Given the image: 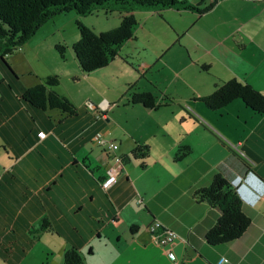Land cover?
I'll use <instances>...</instances> for the list:
<instances>
[{
  "label": "crops",
  "instance_id": "obj_1",
  "mask_svg": "<svg viewBox=\"0 0 264 264\" xmlns=\"http://www.w3.org/2000/svg\"><path fill=\"white\" fill-rule=\"evenodd\" d=\"M224 1L240 10L226 9V30H216L220 37L211 50L226 43V51L240 53L245 65L240 81L264 95V0H211L212 8L202 13L171 8L137 15L181 12L195 18V25ZM204 3L190 2L200 9ZM178 32L176 42L185 40L181 47L189 55L188 65H198L201 56L191 52L198 35ZM123 46L104 68L83 74L75 64L72 70L74 76L105 81L108 88L119 81L120 72L135 84L123 94L61 93L77 106L72 115L25 100L21 80L0 62V264H28L38 244L45 249L40 264H64L69 248L78 249L85 264H264V113L241 98L213 110L199 99L207 96L202 94L194 112L173 108L176 98L162 93L157 81L146 80L156 64L141 69V62L124 56ZM201 69L211 72L207 64ZM144 83L138 92H151L157 106L125 101L121 107L119 101ZM41 132L45 137L40 138ZM96 134L115 141V148L97 144ZM145 146L144 158L134 155ZM115 156L122 157L123 167L117 182L105 190L101 182ZM217 174L237 190L251 223L240 238L211 245L206 234L221 210L194 193ZM43 218L50 227L41 231ZM156 220L176 232L170 246L161 245L150 230ZM222 257L227 260L221 263Z\"/></svg>",
  "mask_w": 264,
  "mask_h": 264
},
{
  "label": "rangeland",
  "instance_id": "obj_2",
  "mask_svg": "<svg viewBox=\"0 0 264 264\" xmlns=\"http://www.w3.org/2000/svg\"><path fill=\"white\" fill-rule=\"evenodd\" d=\"M188 1L197 4V2L203 0ZM204 1L206 6L204 4L199 5L202 8L208 7L211 0ZM222 6V8L205 13L203 19H200L195 25H193L195 18L181 12L163 11L161 14L154 16H145V13L135 15L137 23L132 27L134 40L130 39L124 43V56L128 54L132 57L128 58L130 61L141 62L140 68L144 70L148 69L151 63L156 64L153 66L152 72L147 73L146 80L151 78L157 81L160 84L162 93L164 91L167 95L176 98L173 108L176 106L191 109L190 112H194L196 109L193 105L195 103L202 104L196 101L200 94H211L215 90L214 86L218 83L217 86L220 87L224 82L234 79L238 75H240L238 81L243 77L245 65L239 61L240 53L231 54L226 51V43L223 47L211 50L215 40L220 37V35L218 37L215 35L216 30H226V21H223V17L226 18V9L230 7L228 12L240 10L237 5L234 7L229 4V7H227L226 1L223 2ZM120 15L118 11H111L106 14L103 9L85 17L78 16L74 12L58 15L45 24L46 26L38 31L21 49L8 56V62L19 74L21 83L25 87L41 83L49 75H56L59 78V84L54 90L62 94H89L91 91L94 94H97L98 91L107 94L122 93L124 89L135 84V79L129 80L130 76L125 77L120 72L118 74L120 76L119 81L112 82L111 88H108V84L100 79L91 76L89 78L88 75L74 76L75 73L72 67L75 66L76 61L71 48L72 44L80 37L78 23L94 29L96 33H100L118 27L120 25ZM177 29H180V31L185 29L188 36L191 34L198 35V41L191 45L192 48L190 47L195 58L201 56L197 58L200 59L198 65L191 64L192 67L188 65L187 57L189 55H185L187 52L184 51V47H181L185 40L181 39L184 41H182V44L176 42L178 38L176 35L179 31ZM45 30L50 32L46 33ZM230 41L238 51L232 39ZM61 47L64 48V51L61 50ZM167 47L170 48L167 52L168 55L163 58V50ZM180 48L183 51L178 55L176 50ZM234 48L230 47V49ZM206 50L212 52H205ZM117 60H120V58ZM204 63L208 65L211 72H205L201 69L202 65H205ZM103 72L102 69V72L99 73L103 75ZM135 74L138 73L135 72ZM172 74H175V76L172 77ZM219 78L224 82L220 81ZM139 86L140 88H138ZM143 87H146L145 83L144 86L138 84L133 91L138 92V89H145ZM132 98L133 94H128L124 101L118 100L120 106H124L125 101L126 103L128 101L132 102ZM202 121L207 122L203 119ZM199 122H201L200 119ZM44 251L45 249L41 244H38V247L29 256L28 264H40L43 260L45 261ZM56 261H61V259L59 258Z\"/></svg>",
  "mask_w": 264,
  "mask_h": 264
},
{
  "label": "trees",
  "instance_id": "obj_3",
  "mask_svg": "<svg viewBox=\"0 0 264 264\" xmlns=\"http://www.w3.org/2000/svg\"><path fill=\"white\" fill-rule=\"evenodd\" d=\"M213 5L200 9L185 0H0V62L19 80L20 76L8 62V56L21 49L50 20L71 12L85 17L100 9L106 14L118 11L121 14L120 25L108 31L96 33L94 29L81 23L77 25L80 37L71 46L75 64L83 74H90L106 67L120 54L124 43L134 38L132 27L137 23V13L160 12L171 8L202 13ZM61 50L64 51V48L61 47ZM58 84L59 78L49 75L39 84L24 86L21 94L38 108L51 107L68 115L76 114L77 106L65 95L54 90ZM236 98H241L254 111L264 113V95L237 79L225 82L213 93L199 99L210 109L217 110ZM132 102L146 107L157 106L151 92L133 93ZM134 155L144 158L147 155L146 146L136 148ZM194 196L197 200L206 201L221 210L217 222L206 234L211 245L236 240L249 227L251 218L243 211L241 196L221 174L215 175L209 186L196 190ZM48 222L43 218L41 231L49 229ZM64 264H85V260L78 249L69 248L64 254Z\"/></svg>",
  "mask_w": 264,
  "mask_h": 264
},
{
  "label": "built area",
  "instance_id": "obj_4",
  "mask_svg": "<svg viewBox=\"0 0 264 264\" xmlns=\"http://www.w3.org/2000/svg\"><path fill=\"white\" fill-rule=\"evenodd\" d=\"M45 135H46L45 132L39 133L40 138L45 137ZM94 140L97 144L106 145L110 150L114 149L116 146L115 141L106 140L101 134H96L94 136ZM122 167H123L122 157L115 156L112 166L110 167L106 177L101 182L102 188L107 190L117 182ZM150 230L154 232V236L157 239V241L164 246H170L171 244H173L177 237V234L174 230L165 227L160 221L157 220L152 223ZM169 257L171 259H175L174 251L172 250L169 251ZM225 260L227 259L225 257H222L220 259V262L222 263Z\"/></svg>",
  "mask_w": 264,
  "mask_h": 264
}]
</instances>
